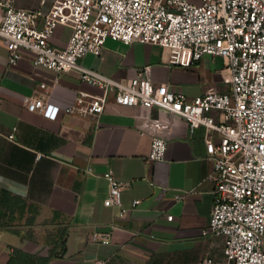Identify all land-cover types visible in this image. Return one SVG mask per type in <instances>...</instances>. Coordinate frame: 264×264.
<instances>
[{"label": "crops", "instance_id": "1", "mask_svg": "<svg viewBox=\"0 0 264 264\" xmlns=\"http://www.w3.org/2000/svg\"><path fill=\"white\" fill-rule=\"evenodd\" d=\"M37 7L39 0H15ZM67 26L51 42L64 45ZM9 64L0 39V264L14 249L45 258L46 264H227L222 236L203 234L210 217L212 164L205 159V132L157 105L116 104L110 98L96 116L66 114L76 90L100 89L80 79L77 69L48 81L46 98L60 108L56 118L29 110L24 96L55 74L34 65L28 51ZM159 46L106 38L101 53H86L80 65L127 78L148 64L151 78L188 96L224 90L221 57L204 56L199 66L168 64ZM150 117L167 121L162 159L145 161L152 133ZM13 133V137H7ZM106 170L128 182L118 205H105ZM139 202L132 204V199ZM172 215L168 218L167 215ZM95 232L108 242L92 239Z\"/></svg>", "mask_w": 264, "mask_h": 264}, {"label": "built area", "instance_id": "2", "mask_svg": "<svg viewBox=\"0 0 264 264\" xmlns=\"http://www.w3.org/2000/svg\"><path fill=\"white\" fill-rule=\"evenodd\" d=\"M59 25L70 30L64 45L51 42ZM106 38L159 46L168 64L182 67L219 56L228 70L226 88L188 96L153 80L148 64L123 79L80 65L86 53H101ZM0 39L9 64L28 51L34 65L55 74L24 96L29 110L56 118L60 108L46 98L48 81L77 69L100 92L78 88L66 114L96 116L111 98L121 105H157L184 118L191 132L202 127L205 159L213 167V201L202 233L222 236L227 264H264V0H39L37 7L0 0ZM166 126L159 117L145 122L152 133L145 161L164 157ZM102 175L108 183L103 203L125 212L121 192L128 182L112 170ZM92 239L108 242L109 235L95 232ZM201 264L214 263L205 257Z\"/></svg>", "mask_w": 264, "mask_h": 264}, {"label": "trees", "instance_id": "3", "mask_svg": "<svg viewBox=\"0 0 264 264\" xmlns=\"http://www.w3.org/2000/svg\"><path fill=\"white\" fill-rule=\"evenodd\" d=\"M5 194L6 191L2 189L0 191V202ZM7 264H46V260L43 257L14 249Z\"/></svg>", "mask_w": 264, "mask_h": 264}]
</instances>
